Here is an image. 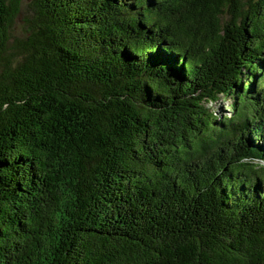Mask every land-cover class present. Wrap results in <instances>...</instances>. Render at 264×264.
I'll use <instances>...</instances> for the list:
<instances>
[{
	"label": "trees",
	"instance_id": "obj_1",
	"mask_svg": "<svg viewBox=\"0 0 264 264\" xmlns=\"http://www.w3.org/2000/svg\"><path fill=\"white\" fill-rule=\"evenodd\" d=\"M22 1L0 264H264V0Z\"/></svg>",
	"mask_w": 264,
	"mask_h": 264
},
{
	"label": "rangeland",
	"instance_id": "obj_2",
	"mask_svg": "<svg viewBox=\"0 0 264 264\" xmlns=\"http://www.w3.org/2000/svg\"><path fill=\"white\" fill-rule=\"evenodd\" d=\"M27 0L22 1L20 13L15 18L14 24L12 26L11 33L16 36H21L23 33V9L25 8V2ZM243 2L252 1V0H242ZM207 105L211 110H214L219 115L218 118L228 117L231 115L230 109V100L225 97H220L216 102H211L210 100H206Z\"/></svg>",
	"mask_w": 264,
	"mask_h": 264
}]
</instances>
